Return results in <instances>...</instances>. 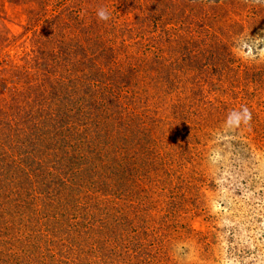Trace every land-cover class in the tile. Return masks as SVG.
Masks as SVG:
<instances>
[{
	"label": "rangeland",
	"instance_id": "obj_1",
	"mask_svg": "<svg viewBox=\"0 0 264 264\" xmlns=\"http://www.w3.org/2000/svg\"><path fill=\"white\" fill-rule=\"evenodd\" d=\"M0 264H264V0H0Z\"/></svg>",
	"mask_w": 264,
	"mask_h": 264
},
{
	"label": "clouds",
	"instance_id": "obj_2",
	"mask_svg": "<svg viewBox=\"0 0 264 264\" xmlns=\"http://www.w3.org/2000/svg\"><path fill=\"white\" fill-rule=\"evenodd\" d=\"M98 16H99L101 19H104V20L108 19V16H107V14H106V12H105L104 10H100V11L98 12Z\"/></svg>",
	"mask_w": 264,
	"mask_h": 264
}]
</instances>
